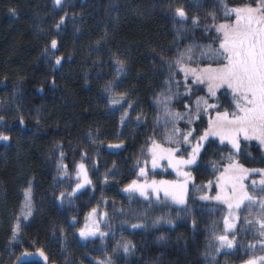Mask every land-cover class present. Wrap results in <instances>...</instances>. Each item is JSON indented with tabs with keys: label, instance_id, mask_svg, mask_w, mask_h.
I'll use <instances>...</instances> for the list:
<instances>
[{
	"label": "snow or ice",
	"instance_id": "6c2138e0",
	"mask_svg": "<svg viewBox=\"0 0 264 264\" xmlns=\"http://www.w3.org/2000/svg\"><path fill=\"white\" fill-rule=\"evenodd\" d=\"M52 3L58 20L44 55L52 72L56 73L71 60L69 57L65 61L61 55L59 37L66 29V21H74V17H70L68 11L71 0H52ZM165 6L172 22L179 25L175 35L181 39V45L173 49L174 58L152 57L153 62L161 66V81L152 93L153 117L150 128H144L150 134L144 139L140 157L135 161L132 175L136 178L129 179L122 188V193L127 194L128 208L118 207L115 202L109 204L101 195L94 205H85L86 212L70 213L67 227L77 230L82 245L97 238L102 243L110 239L115 242L116 251L134 255L136 245L123 237L117 238L112 231L113 220H119L122 233H136L161 224L175 227L180 213L192 215L190 202L214 201L217 203L212 210L225 214L209 230L213 243L206 254H213L210 264H215L221 251L235 255L241 250L244 251L242 264H264V166H246L247 162H254L247 151L251 142H257L258 150L264 151V0H208L200 5L165 0ZM194 8L196 14L190 15ZM199 8L204 11L199 12ZM9 10L15 15V8ZM106 38L107 32L101 40ZM109 59L113 77H95L104 79L105 102L111 114H119L122 130L133 127V122L134 127L140 129L149 123L148 118L133 98L134 93L122 87L131 72L130 60L119 51L111 53ZM55 83L53 78V87ZM39 92L43 93V87ZM36 111L39 124L40 110ZM16 115L23 125L19 111ZM0 129L7 130L3 114H0ZM5 130H0V142L9 147L7 142L11 141V136ZM115 139L120 142L109 143L106 148L97 147L105 143V136L96 126L85 132L80 143L55 144L50 155L55 165L53 188L56 191L52 195L57 206L78 207L77 200L95 192L94 177L108 185L109 180L120 175L106 165L104 175H99L102 151L118 155L127 151L123 131ZM214 146L217 159L206 167L204 161L209 159V151ZM261 163L264 164V156ZM168 169L175 172L177 179L155 178ZM194 172L207 173L212 178L198 182ZM33 180L34 177L23 182L21 202L12 212L9 259L14 264H55V257L50 259L48 250L38 243L29 245L31 251L15 247L25 243L24 230L38 214ZM134 204L147 207H133ZM173 206H176L175 218L170 211ZM81 214L83 219L79 220ZM149 219L151 223H145ZM192 224L195 229V219ZM53 236L66 245L63 226L57 225ZM157 239L165 241L166 237L160 235ZM103 251L102 260L92 259L89 264H114L112 256L107 255L106 245ZM63 255H68L66 249Z\"/></svg>",
	"mask_w": 264,
	"mask_h": 264
},
{
	"label": "trees",
	"instance_id": "16d2710c",
	"mask_svg": "<svg viewBox=\"0 0 264 264\" xmlns=\"http://www.w3.org/2000/svg\"><path fill=\"white\" fill-rule=\"evenodd\" d=\"M181 2L200 5L208 0ZM10 8H15V15ZM198 10L204 11L203 8ZM56 11L59 12V9ZM68 11L74 21H66V29L59 38L61 55L65 61L69 57L71 60L63 64L62 70L53 73L44 55L58 20L53 12L52 0H0V114L4 115L7 124V130H0L11 136V141L7 142L9 147L0 142V261L14 264L8 253L9 222L12 212L21 202L23 182L34 177L38 214L24 230L25 243L15 247L31 251L29 245L38 243L48 250L50 259L55 257V264H89L92 259L102 260L105 245L107 255L112 256L114 264H210L213 254H206V249L213 243L209 230L225 214L212 210L217 203L214 201L201 202L197 199L195 203L190 202L192 215L180 213L175 227L161 224L136 233H122L119 231V220H113L112 231L116 232L117 238L123 237L136 245L134 255L116 251L115 242L110 239L102 243L97 238L82 245L77 230L67 227L70 213L86 212L85 205H94L101 195L109 204L115 202L118 207L127 210V194L122 193V188L129 179L136 178L132 175L135 161L140 157L144 139L150 134L144 128H150L153 117L152 93L161 81V66L154 63L152 57L174 58L173 49L181 45V39L175 35L179 25L172 22L165 0H71ZM196 12L194 8L190 15ZM105 32L107 38L101 40ZM117 51L126 55L131 65V72L122 87L134 93L133 98L149 121L140 129L134 127L135 122L128 129L119 127V114H111L102 93L104 79H95L98 75L105 79L113 77L109 56ZM53 78L55 87L52 86ZM41 87L43 93L39 92ZM37 109L40 110L39 124L35 118ZM177 110L183 111L181 108ZM17 111L23 118V125L16 115ZM96 126L105 136V143L97 145L99 148L119 143L115 137L123 131L127 151L122 155L102 151L99 158L101 177L105 173V165L113 172L119 171L120 175L108 181L111 187L94 177L95 192L77 200L78 207H59L52 195L56 191L53 188L55 165L50 153L57 142L66 146L69 142L73 145L80 143L85 132ZM258 149L257 142H251L247 151L254 162L249 161L246 166H264L261 163L264 151ZM216 151L215 146L209 151V159L204 161L206 167H210V161L217 159ZM113 164L116 168H112ZM193 174L198 182L212 178L207 173ZM155 178L177 179L172 169L161 171ZM92 196L96 199L92 200ZM133 207L147 205L134 204ZM175 208L170 209L174 218L177 215ZM155 214L158 215L159 211ZM78 219L82 220L83 215ZM193 219L196 221L195 229ZM145 223L150 224V219ZM57 225L64 227L66 245L57 242L53 236ZM160 235H164L166 240L159 241L157 238ZM248 242L255 243L254 240ZM65 249L68 253L66 257L63 255ZM15 254L19 256V252ZM243 256V250L235 255H225L221 251L215 264H242Z\"/></svg>",
	"mask_w": 264,
	"mask_h": 264
},
{
	"label": "rangeland",
	"instance_id": "374dc122",
	"mask_svg": "<svg viewBox=\"0 0 264 264\" xmlns=\"http://www.w3.org/2000/svg\"><path fill=\"white\" fill-rule=\"evenodd\" d=\"M135 124V123H134Z\"/></svg>",
	"mask_w": 264,
	"mask_h": 264
}]
</instances>
